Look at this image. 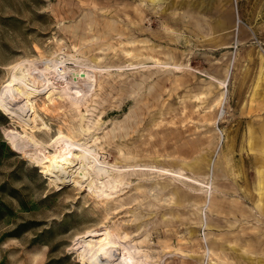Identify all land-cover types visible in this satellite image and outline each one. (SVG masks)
Returning a JSON list of instances; mask_svg holds the SVG:
<instances>
[{
  "label": "rangeland",
  "instance_id": "obj_1",
  "mask_svg": "<svg viewBox=\"0 0 264 264\" xmlns=\"http://www.w3.org/2000/svg\"><path fill=\"white\" fill-rule=\"evenodd\" d=\"M55 59L98 73L0 108V264H90L105 226L147 264H264V0H0V89ZM59 129L136 167L57 182Z\"/></svg>",
  "mask_w": 264,
  "mask_h": 264
},
{
  "label": "bare ground",
  "instance_id": "obj_2",
  "mask_svg": "<svg viewBox=\"0 0 264 264\" xmlns=\"http://www.w3.org/2000/svg\"><path fill=\"white\" fill-rule=\"evenodd\" d=\"M37 64L38 63L31 67L20 65L19 69L13 72L8 81L4 83L0 89V108L4 109L5 112L10 113L12 116L15 114L13 110L18 104L21 105V109L24 110L23 113H25V115L26 112L32 110L33 106L30 96L42 91L43 87L48 90L51 84L49 82L51 76L58 80V82L54 84L55 87L63 88L60 98L74 104L79 101L80 97L89 96V91L92 89V85L98 73L96 69L92 68V65L76 64L67 66L59 62L58 59L43 64ZM51 86L53 85H50L49 88H51ZM33 111L34 115H36L34 109ZM34 126L35 125H31V128ZM54 142V145L57 142H61V144L56 145L57 147L55 149L52 147L54 153L48 155L46 161L43 162L42 169L49 176H55L57 182H63L66 178L67 171L72 170L77 163H79L77 169L73 171L75 172L73 176L74 180L78 178L89 180V178H92L90 181H93L95 178L99 180L100 185H98V187L102 190L103 194L109 195L110 193L112 194L113 189L120 184L116 176L127 169H134V167H136L130 165L120 167L118 165L109 164L107 160L105 161V159L103 160L98 157V152L93 148L94 146L92 147V144H89L86 140H79L72 131L64 132L59 129L56 138H54ZM39 158L42 159L44 156H40ZM154 169L165 174H177L189 182L206 186L201 179L184 174L185 172H177L164 167ZM209 196L210 193L207 191L206 199H208ZM114 232V230L107 226L100 228L101 237L93 244L90 249L91 251L87 254L88 258H90L87 263L147 264L143 256H137V254H135L136 252L132 251V249ZM139 251L140 250H138V252ZM209 252L210 248H207V253Z\"/></svg>",
  "mask_w": 264,
  "mask_h": 264
},
{
  "label": "trees",
  "instance_id": "obj_3",
  "mask_svg": "<svg viewBox=\"0 0 264 264\" xmlns=\"http://www.w3.org/2000/svg\"><path fill=\"white\" fill-rule=\"evenodd\" d=\"M0 148L7 149V150L10 151L9 146L7 145V143L5 142V140L2 139V138L0 139Z\"/></svg>",
  "mask_w": 264,
  "mask_h": 264
}]
</instances>
